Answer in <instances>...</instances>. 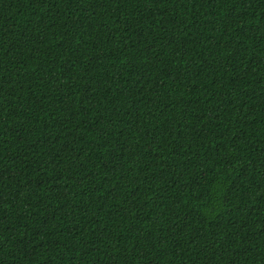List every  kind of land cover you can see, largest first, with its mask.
<instances>
[{
    "label": "trees",
    "instance_id": "1",
    "mask_svg": "<svg viewBox=\"0 0 264 264\" xmlns=\"http://www.w3.org/2000/svg\"><path fill=\"white\" fill-rule=\"evenodd\" d=\"M0 264H264V0H0Z\"/></svg>",
    "mask_w": 264,
    "mask_h": 264
}]
</instances>
